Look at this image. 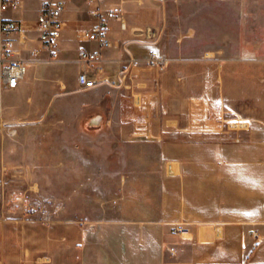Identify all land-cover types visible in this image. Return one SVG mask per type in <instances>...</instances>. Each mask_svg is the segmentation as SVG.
I'll return each instance as SVG.
<instances>
[{
	"label": "crops",
	"instance_id": "1",
	"mask_svg": "<svg viewBox=\"0 0 264 264\" xmlns=\"http://www.w3.org/2000/svg\"><path fill=\"white\" fill-rule=\"evenodd\" d=\"M48 1L40 2L37 17ZM63 1L59 62L69 92L78 87L79 51L98 50L83 38L95 24L93 11L124 17L125 32L118 20L111 21L115 44L101 52L100 62L110 82L92 89L88 116L101 131L116 132L126 147L158 148L159 189L149 198L147 188L128 180L123 196L111 200L125 211L70 229L62 221H25L8 210L0 221V264H16L18 258L27 264H264V58H229L216 51L200 58L172 57L160 71L147 64L149 46L132 33L156 26L155 9L135 4L139 0H85L71 12ZM83 4L89 7L88 21L78 13ZM24 10L23 0L18 12ZM33 26L25 32L27 40L15 36V59L29 65L17 89L3 90L16 99L32 82L37 90L39 80L51 73L35 65L47 61V54ZM133 59L139 66L125 81L122 71ZM19 173L0 168V177ZM127 173L129 178L137 171ZM179 227L185 231L174 230Z\"/></svg>",
	"mask_w": 264,
	"mask_h": 264
},
{
	"label": "rangeland",
	"instance_id": "2",
	"mask_svg": "<svg viewBox=\"0 0 264 264\" xmlns=\"http://www.w3.org/2000/svg\"><path fill=\"white\" fill-rule=\"evenodd\" d=\"M41 1L24 0L23 12L7 11L3 17L15 20L25 14L19 19L28 30ZM84 1L68 0L70 11ZM135 4L158 12L155 27L161 37L157 45L167 61L165 67L157 68L160 71L169 67L172 57L200 58L216 51L229 58H264V0H139ZM78 13L89 20L88 6H79ZM124 14L130 24V13L124 10ZM84 28H89L88 23ZM62 40L63 35L56 55L46 51L47 61L35 64L51 72L39 80L37 90L32 82L28 93L17 99L7 91L1 93L0 168L5 165L21 173L0 177V221L4 212L13 210L25 221L47 225L62 221L69 229L88 226L87 221L125 211L123 204L111 200L123 196L128 180L130 185L147 188L149 198L157 195L162 166L158 148L148 145L133 150L119 141L116 132L90 124L92 90L63 89ZM11 105L14 108H6ZM141 154L145 160H137ZM134 170L133 177L125 176ZM27 263L18 258L16 264Z\"/></svg>",
	"mask_w": 264,
	"mask_h": 264
},
{
	"label": "built area",
	"instance_id": "3",
	"mask_svg": "<svg viewBox=\"0 0 264 264\" xmlns=\"http://www.w3.org/2000/svg\"><path fill=\"white\" fill-rule=\"evenodd\" d=\"M90 3L96 0H88ZM23 7V0H0V116L2 114L1 93L4 89L15 90L24 81L28 73L29 65L23 61L15 59L18 54L16 50L17 34L26 38V29L21 21L9 20L3 17L7 11L18 12ZM66 9V3L63 0H49L46 2L34 23V32L38 36L39 42L43 49L50 56L57 53V46L63 35L64 21L63 13ZM95 24L83 34V38L87 42L96 43L98 50L89 51L81 49L79 51V59L82 68L77 77L78 89L80 91H88L98 86L110 82V77L100 66L101 52L112 48L115 44L111 36V21L118 20L120 29L125 32L128 30L124 17L117 14L115 11L102 12L99 9L93 11ZM136 40L142 41L149 46L147 64L162 68L167 65V61L162 59V56L157 48L161 37V31L155 26H147L135 28L132 31ZM24 39V40H25ZM138 60H131L130 63L122 71V79L125 81L131 78L133 68L139 66ZM176 232H183L182 227L175 228ZM256 237L257 233H253ZM174 253V249H171Z\"/></svg>",
	"mask_w": 264,
	"mask_h": 264
}]
</instances>
